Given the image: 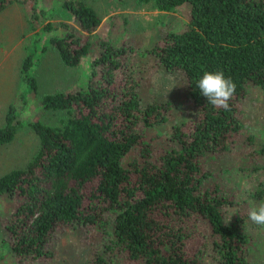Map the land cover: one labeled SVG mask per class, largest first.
Listing matches in <instances>:
<instances>
[{
    "label": "trees",
    "instance_id": "obj_1",
    "mask_svg": "<svg viewBox=\"0 0 264 264\" xmlns=\"http://www.w3.org/2000/svg\"><path fill=\"white\" fill-rule=\"evenodd\" d=\"M14 1L31 2L29 18L44 20L31 0H0V11ZM136 3L161 12L189 4L188 27L166 32L148 49L99 39L87 87L43 97L42 109L64 116L54 125L28 121L37 151L25 168L0 176V195L17 199L5 222L6 244L21 264L48 261L63 231L83 228L104 239L106 250L125 252L132 264H252L257 225L248 213L264 191L239 202L220 180L227 169L218 177L206 162L234 154L241 142L252 161L264 159V125L260 136L241 135V102L250 87L262 92L264 114V0ZM62 6L78 28L50 35L49 43L73 67L93 47L101 18L82 0ZM34 59L28 54L21 64V104L37 89ZM157 68L179 73L186 83L180 117L173 113L175 100L142 98L140 87ZM205 71H223L236 83L230 110L215 108L197 88ZM15 106L7 109L0 145L20 127ZM162 140L170 148L157 153ZM109 261L101 251L89 264Z\"/></svg>",
    "mask_w": 264,
    "mask_h": 264
},
{
    "label": "rangeland",
    "instance_id": "obj_2",
    "mask_svg": "<svg viewBox=\"0 0 264 264\" xmlns=\"http://www.w3.org/2000/svg\"><path fill=\"white\" fill-rule=\"evenodd\" d=\"M31 1L37 10H43L46 14L43 21L29 18V1L26 4L14 1L0 11V128L5 125V115L10 104L20 109L21 121L14 139L0 145V176L14 169L25 168L37 151L38 137L28 121L40 120L54 125L63 118L61 112L42 109L43 97L60 91L84 90L87 87L91 60L99 54L97 40L106 39L114 45L128 42L138 48L148 49L166 32H179L187 28L190 17L189 4L173 12H161L154 9L151 3L138 5L136 0H82L97 12L101 23L89 53L77 66L71 67L61 61L57 50L49 43L50 35L62 36L66 29L78 28L72 14L62 6L66 0ZM63 23L66 26H62ZM48 24L51 26L49 31L44 29ZM43 45L46 49L42 51ZM31 53L37 58L31 68L37 89L21 104L19 95L26 91L21 64L25 56ZM185 88L186 83L179 73L171 74L157 68L140 90L145 101L175 100L178 106L173 113L180 117L186 111V105L182 102ZM261 101L262 92L257 87H250L241 102L242 138L248 133L260 136L264 125ZM238 147L240 150L234 154L208 159L206 167L218 177L220 175L217 171L227 169L224 176L220 177L225 193L239 202H249L251 191H264V159L252 161L248 155L250 147L242 142ZM169 148L170 144L162 140L155 151L163 153ZM16 200L0 195V264H21L6 244L5 222L10 203H17ZM261 203H264V195L251 205L255 207ZM84 231L83 228L63 231L53 245L55 256L51 260L33 264H89L94 254L101 251H106L110 264H132L125 252L106 250L104 239L92 231L89 234H84ZM253 235L252 264H264V227L257 225Z\"/></svg>",
    "mask_w": 264,
    "mask_h": 264
},
{
    "label": "clouds",
    "instance_id": "obj_3",
    "mask_svg": "<svg viewBox=\"0 0 264 264\" xmlns=\"http://www.w3.org/2000/svg\"><path fill=\"white\" fill-rule=\"evenodd\" d=\"M236 83L231 77H225L223 71H205L197 81V88L207 98L208 103L217 109L230 110L229 101L236 91ZM248 218L254 224L264 227V203L249 210Z\"/></svg>",
    "mask_w": 264,
    "mask_h": 264
}]
</instances>
